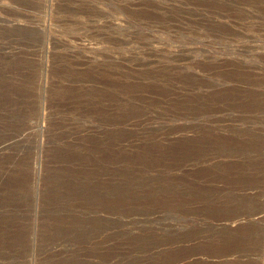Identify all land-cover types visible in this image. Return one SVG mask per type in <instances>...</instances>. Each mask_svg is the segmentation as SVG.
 <instances>
[{"label": "rangeland", "instance_id": "1", "mask_svg": "<svg viewBox=\"0 0 264 264\" xmlns=\"http://www.w3.org/2000/svg\"><path fill=\"white\" fill-rule=\"evenodd\" d=\"M0 264H264V0H0Z\"/></svg>", "mask_w": 264, "mask_h": 264}]
</instances>
